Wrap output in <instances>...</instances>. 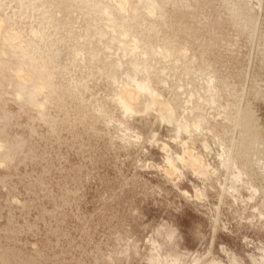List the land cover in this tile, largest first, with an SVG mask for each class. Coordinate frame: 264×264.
<instances>
[{
  "label": "rangeland",
  "instance_id": "rangeland-1",
  "mask_svg": "<svg viewBox=\"0 0 264 264\" xmlns=\"http://www.w3.org/2000/svg\"><path fill=\"white\" fill-rule=\"evenodd\" d=\"M0 139V264H264V0H0Z\"/></svg>",
  "mask_w": 264,
  "mask_h": 264
},
{
  "label": "bare ground",
  "instance_id": "bare-ground-1",
  "mask_svg": "<svg viewBox=\"0 0 264 264\" xmlns=\"http://www.w3.org/2000/svg\"><path fill=\"white\" fill-rule=\"evenodd\" d=\"M120 1L121 0H119V3H120ZM123 2H124V0H123ZM122 3V2H121ZM119 5H121V4H119ZM82 6V5H81ZM150 6V5H149ZM95 7V6H94ZM120 7H122V6H120ZM148 9V8H147ZM150 9H152V7L150 8ZM122 10H123V8H122ZM102 11V10H101ZM100 11V12H101ZM106 11V10H105ZM147 13H148V11H147ZM151 13V12H150ZM105 14H106V12H105ZM149 14V13H148ZM152 14V13H151ZM234 14V13H233ZM109 15H111V14H108V16ZM153 15V14H152ZM123 19V18H122ZM125 20V19H124ZM106 22V21H105ZM111 22V21H110ZM131 26V25H130ZM133 26H134V24H133ZM143 26V25H142ZM88 27V26H87ZM107 27V26H106ZM108 28V27H107ZM100 32V31H99ZM68 33V32H67ZM33 34V33H32ZM35 34H36V32H35ZM35 36V35H34ZM117 36V35H116ZM121 36H123V34L121 35ZM124 37V36H123ZM75 40V39H74ZM115 40V39H114ZM99 41V40H98ZM38 48V47H37ZM145 53V52H144ZM110 54V53H109ZM77 55V54H76ZM91 55V54H90ZM79 56V55H78ZM108 56V55H107ZM110 56V55H109ZM131 56V55H130ZM128 57V56H127ZM133 57V56H132ZM108 58V57H107ZM129 58V57H128ZM139 58V57H138ZM137 58V59H138ZM127 61H128V59H126ZM125 60V61H126ZM133 60V59H132ZM81 61V60H80ZM134 61V60H133ZM144 61V60H143ZM142 61V62H143ZM121 62V61H120ZM143 64V63H142ZM131 65V64H130ZM135 66H137V67H139L138 65H135ZM142 66V65H141ZM118 67V66H117ZM134 67V66H133ZM136 67V68H137ZM145 67V65H143V68ZM122 68V67H121ZM129 68V67H128ZM114 70V69H113ZM130 70V69H129ZM156 70V69H155ZM161 71V70H160ZM133 72V71H132ZM137 72V71H136ZM24 73V72H23ZM125 73H126V71H125ZM140 73V72H139ZM163 73V72H162ZM128 74V73H127ZM134 75H136L135 73H133ZM16 75L17 76H19V78H23L24 79V76H25V78L27 77L28 78V76H26L25 75V73H24V75H22V72H18V73H16ZM125 76H127V75H125ZM133 76V75H132ZM85 77V76H84ZM86 78V77H85ZM126 79V78H125ZM130 79V78H129ZM137 79V78H136ZM98 80V79H97ZM122 80H124V79H122ZM23 81H25V80H23ZM144 81V80H143ZM87 82V81H86ZM96 82V81H95ZM98 82V81H97ZM141 82V81H140ZM139 82V83H140ZM137 83V82H136ZM135 83V84H136ZM142 83V82H141ZM145 83V82H144ZM98 85V84H97ZM124 85V84H123ZM126 86H128V85H126ZM126 86L124 87L125 89L122 91L123 92V94L121 93V95H122V99H119V100H121V102H123L124 103V105H125V107L127 108V109H130L131 108V105L134 103L135 104V102H136V100L138 99V93H137V91L135 90V89H133V88H131V86L130 87H127L126 88ZM150 86V85H149ZM138 87L142 90V89H148V87L145 85V84H139L138 85ZM41 88V87H40ZM123 88V87H122ZM167 88V87H166ZM172 88V87H171ZM41 89H43V88H41ZM138 89V88H137ZM174 89H177V88H174ZM140 90V91H141ZM39 91V89H35L34 91H32V92H30L29 94H28V100L31 102V103H33L34 105H36V106H38V107H42V104L38 101V100H36V97H35V94L37 93ZM171 91V90H170ZM149 93V92H148ZM173 94V93H172ZM18 96H21L22 94H21V92H19V94H17ZM158 97V96H157ZM20 98V97H19ZM243 98V97H242ZM100 100V99H99ZM200 100V99H199ZM214 100V99H213ZM159 102H157V104H158ZM190 103V102H189ZM210 103V102H209ZM241 103H243V102H241ZM102 104V103H101ZM153 105V104H152ZM155 105V104H154ZM161 105V104H160ZM135 106V105H134ZM134 106H132V107H134ZM166 106V105H165ZM137 107V106H136ZM123 108V107H122ZM135 108V107H134ZM133 108V109H134ZM137 109V108H136ZM198 109V108H197ZM199 110V109H198ZM167 111H169V109L167 110ZM172 112V111H171ZM132 113V112H131ZM110 114V113H109ZM129 114H130V112H129ZM162 114V113H161ZM164 114V113H163ZM239 118V117H238ZM164 119V118H163ZM184 124V123H183ZM183 126V125H182ZM191 127V126H190ZM182 129H183V127H182ZM205 130V129H204ZM236 131V130H235ZM235 135V134H234ZM234 137V136H233ZM235 139V138H234ZM231 147V146H230ZM232 149V148H231ZM222 150V149H221ZM230 151V150H229ZM230 153H232V152H230ZM10 154V150L8 149H5L4 148V145H3V143H2V139H0V155H9ZM229 155V154H228ZM192 158V157H191ZM197 158H199V156L197 157L196 156V158L194 157L193 158V160H192V163L193 164H197L198 163V159ZM231 158V157H230ZM191 163V162H190ZM219 207V206H218ZM214 223V222H213ZM211 241V240H210ZM210 251V250H209ZM197 259V258H196ZM202 259V258H201ZM197 262V261H196Z\"/></svg>",
  "mask_w": 264,
  "mask_h": 264
}]
</instances>
